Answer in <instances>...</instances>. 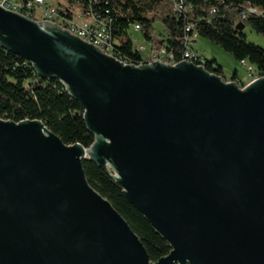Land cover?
<instances>
[{
    "label": "water",
    "instance_id": "obj_1",
    "mask_svg": "<svg viewBox=\"0 0 264 264\" xmlns=\"http://www.w3.org/2000/svg\"><path fill=\"white\" fill-rule=\"evenodd\" d=\"M0 46L58 79L95 137L69 146L41 121L0 118V264H264V77L125 65L2 7ZM84 162L113 172L168 256L151 261Z\"/></svg>",
    "mask_w": 264,
    "mask_h": 264
},
{
    "label": "trees",
    "instance_id": "obj_2",
    "mask_svg": "<svg viewBox=\"0 0 264 264\" xmlns=\"http://www.w3.org/2000/svg\"><path fill=\"white\" fill-rule=\"evenodd\" d=\"M64 1L65 5L55 6L68 19L75 16V8H78L82 14L92 13L111 21L116 57L122 61L138 65L146 60L133 45L129 34L131 28L139 25L144 39L152 44L155 25L160 23L164 33L158 40V49L164 47L177 60L187 49L188 39L192 43L191 51L197 55L196 63L204 60L209 73L225 78L223 68L216 61L203 58L194 49V37L200 36L221 47L238 62L245 61L253 66L257 75L264 77V48L248 42L244 31L237 29V25L242 23L264 38V15L241 19L247 7L264 11V0H185L190 10L183 14L174 11L173 0ZM212 10H215L214 15ZM29 18L35 19L34 12ZM188 28H191L190 32H187ZM231 80L245 86L237 72ZM84 113V108L58 79L40 78L28 61L0 46L1 119L16 123L41 121L66 145L80 144L89 149L95 137L85 125ZM83 167L89 185L125 219L141 240L151 261L156 263L168 256L171 247L129 202L122 187L114 180L113 172L94 162H84Z\"/></svg>",
    "mask_w": 264,
    "mask_h": 264
},
{
    "label": "built area",
    "instance_id": "obj_3",
    "mask_svg": "<svg viewBox=\"0 0 264 264\" xmlns=\"http://www.w3.org/2000/svg\"><path fill=\"white\" fill-rule=\"evenodd\" d=\"M0 7L11 12L19 13L28 18L29 15L34 12L35 21L49 22L57 25L63 30L69 31L72 35L78 37L84 42L100 49L103 53L115 58L121 63L125 65H135L130 64L127 61H122L116 57L114 47L115 40L112 35L111 21L107 18H98L92 13L82 14L78 11L72 19H68L67 16L59 12L55 5L49 4L47 0H30L28 2L20 0H0ZM173 8L176 13L181 14L190 10V7L186 5L185 0H173ZM211 13L214 15L215 10H212ZM261 15H264V11H259L253 7H247L242 13L241 19L246 20L248 17ZM133 28L136 31H140L139 25H135ZM190 31L191 28H188L187 32ZM191 45V41L187 39V49H185L179 60L176 59V56L173 53L167 52L164 47H160L159 49L154 48V50L151 51L150 56L146 58L144 62L136 66L151 64L154 61L175 66L182 61H188L194 63L198 67H204V60H200L199 63H196L197 55L191 51ZM241 64L248 67L249 76L252 78L251 82L262 78L257 75L253 66L247 64L245 61H242Z\"/></svg>",
    "mask_w": 264,
    "mask_h": 264
},
{
    "label": "rangeland",
    "instance_id": "obj_4",
    "mask_svg": "<svg viewBox=\"0 0 264 264\" xmlns=\"http://www.w3.org/2000/svg\"><path fill=\"white\" fill-rule=\"evenodd\" d=\"M47 1L52 5H65L64 0ZM75 9L78 12V8ZM155 29L156 34L154 35V40L151 45L144 39L142 32L136 31L133 27L130 30V38L135 49L138 50L145 58L150 56V53L154 50V48L158 49V40L164 33L163 26L160 23H156ZM244 34L247 36L248 42L264 48V38L256 34L250 27H245ZM194 40V49L203 58L216 61L223 68V73L226 79H231L237 72V76L242 84L247 85L251 82L252 78L249 76L248 67L235 60L231 54L225 52L221 47L200 36H195Z\"/></svg>",
    "mask_w": 264,
    "mask_h": 264
},
{
    "label": "crops",
    "instance_id": "obj_5",
    "mask_svg": "<svg viewBox=\"0 0 264 264\" xmlns=\"http://www.w3.org/2000/svg\"><path fill=\"white\" fill-rule=\"evenodd\" d=\"M226 79V78H225ZM227 81H232L231 79H226Z\"/></svg>",
    "mask_w": 264,
    "mask_h": 264
}]
</instances>
